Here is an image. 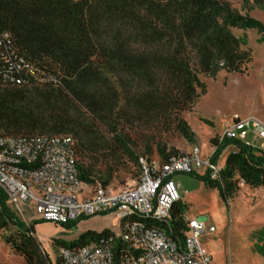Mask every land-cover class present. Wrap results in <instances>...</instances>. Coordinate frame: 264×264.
Here are the masks:
<instances>
[{
	"label": "trees",
	"instance_id": "trees-1",
	"mask_svg": "<svg viewBox=\"0 0 264 264\" xmlns=\"http://www.w3.org/2000/svg\"><path fill=\"white\" fill-rule=\"evenodd\" d=\"M232 1L0 0V33L10 34L40 78L57 79L24 87L0 82V135L71 137L79 180L89 186L110 187L129 164L140 174L139 158L152 160L154 146L149 142L139 153L130 130H177L193 141L182 114L206 93L200 75L249 71L252 51L233 29L264 35V23L251 15L255 8L264 12V0H241L243 11ZM153 145L161 162L179 155ZM229 146L236 151L227 156L223 182L201 176L226 201L240 180L264 186V156L239 140L220 142L212 161ZM184 213L176 203L173 232L183 228ZM10 223L16 230L6 242L15 254L26 264H54L34 235V223L17 219L0 188V228ZM108 232L89 231L57 244L80 247ZM56 264L63 263L58 258Z\"/></svg>",
	"mask_w": 264,
	"mask_h": 264
},
{
	"label": "built area",
	"instance_id": "built-area-1",
	"mask_svg": "<svg viewBox=\"0 0 264 264\" xmlns=\"http://www.w3.org/2000/svg\"><path fill=\"white\" fill-rule=\"evenodd\" d=\"M36 81L57 83L53 75L40 78L39 70L18 51L10 34L0 33V82L24 87ZM249 135L260 144H252ZM224 139L239 140L264 156V122L235 114L225 123L210 155L203 156L195 146L190 153L166 162L140 157V174L133 185L114 190L98 184L91 191L79 180L71 137L0 135V188L9 208H17L24 216L21 203L35 201L42 220L55 224L116 213L119 233L108 229L84 246H61L57 257L63 264H211L201 236L213 233L214 226L184 213L183 228L173 232V208L182 199L175 175L203 171L222 183L224 168L218 160L212 161V155ZM86 189L90 193L85 194Z\"/></svg>",
	"mask_w": 264,
	"mask_h": 264
},
{
	"label": "rangeland",
	"instance_id": "rangeland-1",
	"mask_svg": "<svg viewBox=\"0 0 264 264\" xmlns=\"http://www.w3.org/2000/svg\"><path fill=\"white\" fill-rule=\"evenodd\" d=\"M232 3L243 11L241 0H233ZM251 15L264 23V12L260 8H255ZM233 32L245 41L244 48L252 51L253 61L249 71L246 74L221 71L215 78L200 75L207 87L206 93L199 97L192 110L182 114L194 133L193 141H188L177 130H130L131 139L139 153L151 143L154 146L151 159H158L153 144L160 143L166 146L167 151L173 149L178 154L190 153L198 146L203 156H208L216 146L213 139L219 140L225 123L232 116H250L255 107L264 112V35L254 29H233ZM248 140L256 146L260 144L251 135ZM233 151L236 149L229 146L219 155L221 167H226L227 156ZM128 166L127 169L119 168L110 188L119 190L137 181L139 170L131 164ZM204 175L203 171L182 172L175 175V180L181 187L180 208L189 217L199 218L207 226L212 225L216 229L213 233L206 232L201 236L202 247L212 258L211 264H264V191L261 194L250 193L259 188H251L240 180L234 196L226 201L217 189L205 185L201 179ZM95 187L89 186V189L94 191ZM89 189H86L85 194L90 193ZM13 208L11 210L18 220L25 224L34 223V235L54 264L57 263L61 247L57 240L71 243L89 231L100 233L106 229L119 233L116 213L89 216L67 227L42 220L36 211L35 201L21 203L24 216L20 210ZM15 230L16 227L11 223L6 228H0V264H26L6 242V238Z\"/></svg>",
	"mask_w": 264,
	"mask_h": 264
},
{
	"label": "crops",
	"instance_id": "crops-1",
	"mask_svg": "<svg viewBox=\"0 0 264 264\" xmlns=\"http://www.w3.org/2000/svg\"><path fill=\"white\" fill-rule=\"evenodd\" d=\"M255 107V106H253ZM250 116H254L258 119H260L262 122H264V112H262L260 109H258V107L253 108V110H251V115ZM262 191H264V186L260 187L259 189L256 190H251L250 193H262ZM248 192V191H247Z\"/></svg>",
	"mask_w": 264,
	"mask_h": 264
}]
</instances>
